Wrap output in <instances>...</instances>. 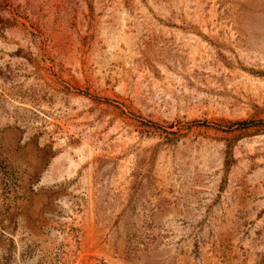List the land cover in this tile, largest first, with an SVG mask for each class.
<instances>
[{
    "label": "rangeland",
    "instance_id": "rangeland-1",
    "mask_svg": "<svg viewBox=\"0 0 264 264\" xmlns=\"http://www.w3.org/2000/svg\"><path fill=\"white\" fill-rule=\"evenodd\" d=\"M263 127L264 0H0V264H264Z\"/></svg>",
    "mask_w": 264,
    "mask_h": 264
},
{
    "label": "trees",
    "instance_id": "trees-1",
    "mask_svg": "<svg viewBox=\"0 0 264 264\" xmlns=\"http://www.w3.org/2000/svg\"><path fill=\"white\" fill-rule=\"evenodd\" d=\"M246 123L245 122H242L241 125H245ZM263 132H264V127H263Z\"/></svg>",
    "mask_w": 264,
    "mask_h": 264
}]
</instances>
